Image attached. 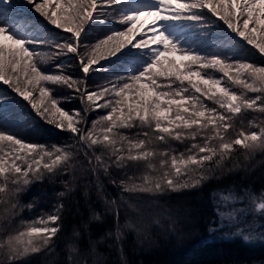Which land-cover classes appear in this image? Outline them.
I'll use <instances>...</instances> for the list:
<instances>
[{
  "label": "snow or ice",
  "instance_id": "obj_1",
  "mask_svg": "<svg viewBox=\"0 0 264 264\" xmlns=\"http://www.w3.org/2000/svg\"><path fill=\"white\" fill-rule=\"evenodd\" d=\"M27 3L49 24L70 35L57 43L55 37L45 34L27 18L17 15L13 19L9 9L16 8L14 0H0V81L23 97L49 124L55 123L57 128L74 134L86 149V155L87 150L101 146L104 152L95 155V168L107 173L108 161L118 168L127 167L129 162H144L147 169L158 173L145 174L140 184L122 180L118 185L121 191L162 194L196 188L213 178L216 169L221 168L237 148L249 154L264 150V126H260L259 131H246L242 127L234 137L229 135L237 114L248 109L264 113V66L234 57L230 63L229 58L218 54L202 55L191 47L182 46L165 27L170 22L187 21L203 29L208 24L206 9L264 54V42H257L246 34L259 29L264 37V0H152L145 6H138L133 0H106L109 6L124 7L120 20L124 30H113L89 45L85 55L80 53L79 38L86 32V26L96 20L98 0H27ZM142 16L153 19L147 28L139 31ZM238 17L243 18V29L239 27ZM137 34L139 38L134 39ZM44 47L55 48L57 53L66 50L79 57L78 67L85 74V80L88 74L98 70L102 58L126 59L113 69L118 74L110 81V87L88 91L86 87L81 89L80 79L62 71L56 74L42 69L46 56L40 49ZM176 53L181 54L178 61L169 58ZM64 66L62 62L55 68L62 70ZM208 70L222 73L232 87ZM46 85H65L78 93L82 103L90 102L89 108L94 105L104 109L106 114L94 120L91 128L82 127L86 124L88 109H77L75 113L63 109L53 88ZM233 87L240 91H234ZM35 91L39 92V101L33 95ZM249 92L258 95L251 98L246 94ZM5 100L0 98V193L8 192L6 186L11 183L13 188L8 194L15 197L44 174L66 169L73 153L69 150L71 146L49 149L5 130L3 125L16 119L15 114L4 112ZM205 100L215 106H209ZM56 114L61 117L59 122L54 119ZM130 129L139 131L134 136L122 131ZM197 138L202 143H196ZM172 140L193 143L179 154H174L170 146L161 150L152 146L155 142L169 144ZM155 157H159L158 169L152 163ZM234 199L236 196L232 193L219 195L222 201ZM256 207L264 213V202ZM219 215L224 217L223 212ZM59 220V215L48 214L46 218L25 222L23 231L9 235L0 244L8 264H18L23 258L50 248L60 231ZM236 235L245 242L253 239L243 230Z\"/></svg>",
  "mask_w": 264,
  "mask_h": 264
},
{
  "label": "trees",
  "instance_id": "obj_2",
  "mask_svg": "<svg viewBox=\"0 0 264 264\" xmlns=\"http://www.w3.org/2000/svg\"><path fill=\"white\" fill-rule=\"evenodd\" d=\"M133 2L138 6H145L152 0ZM14 3L16 8L9 9V15L13 19L20 15L31 23L39 25L40 22L39 27L53 37L60 33L47 28L44 20L41 21L35 11L33 14L40 18L38 22L33 21V16L26 13V9L19 5L18 0H14ZM107 6L109 9L105 12ZM98 8L102 10L101 17L106 20L100 23L91 22L88 25L89 32L79 38L81 55H85L89 45L102 39L100 36L106 31L104 26L107 23H112L116 30H123V26H120L121 14L125 10L122 5L109 6L106 0H98ZM204 11L208 24L203 29L193 27L191 22L187 21L170 22L165 27L180 40L182 46L191 47L203 55L218 54L222 58H229L230 63L234 57L242 62L264 66V56L258 49L233 33L219 18L212 16L206 9ZM113 18L119 21H107ZM242 20V17L237 18L241 29ZM251 26L252 24L249 29L253 27ZM246 34L257 42H264L259 29L256 33ZM62 35L67 37L70 34ZM57 40L62 43L61 36H58ZM52 49L54 48L47 51L49 57L46 59L51 73L60 74L62 71L80 79L81 89L86 87L88 91L102 90L112 81L111 78L106 79L107 75L116 76L118 73L113 69L120 67L126 59L122 57L121 61H116L115 58H102L98 70L88 74L85 80V74L79 69L77 62L66 58V50L58 53V58L53 60L50 57V53L55 54L51 52ZM62 62L65 64L64 68L57 70L55 65ZM44 64L47 67L46 63ZM46 86L53 88L55 97L61 101L59 106L63 109L71 113H75L77 109H88L87 121L82 127L91 128L94 120L106 114L104 109L95 108L94 105L95 110L89 108L90 102L82 103L78 93L65 85ZM233 88L237 92L240 91L237 87ZM7 94L9 92L0 85V98H6L3 103L4 112L16 116L14 122L3 125L5 130L15 132L27 142L41 144L49 149L53 146H71L69 150L73 153L66 169L60 168L54 174H44L15 197L8 194L13 188L11 183L6 186L8 192L0 193V244H3L9 235L23 231L27 221H34L39 217L46 218L48 214L60 216L57 222L60 231L52 241L51 247L23 258L18 264H264V240L250 243L238 236L224 238L223 227H215L219 224L220 194L248 192L251 196L260 195L259 198L264 200V163L256 166L254 171L244 170L263 161L264 150L249 154L244 149L237 148L231 157L223 162V166L216 169L213 178L196 188L162 194L123 192L118 187L120 181L140 184L145 174L155 176L158 173L147 169L144 162H129L127 167L118 168L108 161L110 166L107 173L102 168H95V155L104 152L101 146L87 150L86 155V149L78 143L74 134L57 128L55 123L49 124L35 111L30 110L25 100H16L14 96ZM36 94L35 91L33 95ZM246 94L251 98L258 95L250 92ZM45 102L47 103V100ZM204 102L215 106L211 101ZM251 110H244L234 116L233 128L229 129V132L250 120V113L254 112ZM259 116L264 118V115ZM122 131L126 135L134 136L139 129ZM229 135L231 136V133ZM195 142L202 143L200 138ZM191 143V140H172L169 144L155 142L152 146L158 150L170 146L174 154H179L185 152ZM89 160L92 163H89ZM105 160H108L107 156ZM152 163L158 169L159 157L153 158ZM129 177L132 180H129ZM113 180L116 184L112 183ZM13 204L17 206L14 208ZM154 211L158 212L159 216L164 211L172 215V211L173 215L181 220L171 221L169 226L158 215L150 217ZM167 214L163 213L164 216ZM184 215L186 216L183 218ZM133 220L138 223L135 225ZM0 264H8L3 249H0Z\"/></svg>",
  "mask_w": 264,
  "mask_h": 264
},
{
  "label": "rangeland",
  "instance_id": "obj_3",
  "mask_svg": "<svg viewBox=\"0 0 264 264\" xmlns=\"http://www.w3.org/2000/svg\"><path fill=\"white\" fill-rule=\"evenodd\" d=\"M18 1H19V5L22 6L23 9L24 8L26 9V13H29L30 15L33 16V21L36 20L38 22V21H40L39 19L41 18V21L44 20V22L46 23L45 26L47 28H52L54 30H57V33L60 32V33H58V35L54 36L56 38V42L57 43H59V41L57 40L58 36H61V38H63L65 36H63L62 34H64V35L68 34L69 35V33L64 32L63 29H56L55 26L49 24L40 15H38L40 18L35 16L33 14V11H35L34 10V6L33 5H29L27 3V0H18ZM40 2H42V0H40ZM107 9H109L108 6L104 9L105 12H107ZM95 14H97V15H95ZM100 14H102V10H100V9L96 13H94V15L96 16V20H94L93 22L100 23V22H102V20H106L104 17L102 18ZM105 15H107V14H105ZM120 16H118V18H120ZM152 19H153L152 17H143L142 16L141 17V21L143 22L142 25L138 22L139 31H143L145 28H147ZM107 21L108 22H112V21H119V20H116L115 18H113L112 20L109 19ZM38 24L41 25L40 22H38ZM120 26H122V25H120ZM104 27L106 28V31L101 34L100 37H102V38H104L106 35H110L113 30H116L115 29L116 27L112 23H110V24L107 23ZM89 30L90 29L88 28V25H87L86 26V32H89ZM45 34L51 35L50 33H47V32H45ZM138 38H139V34H137V36L134 37V39H138ZM49 49L50 48H48V47H44V48L40 49L42 54H44L46 56V59L49 57L48 56V52H47ZM51 52L55 53L53 55H52V53H50V57L53 60H54V58H58V53H57V50L55 48L52 49ZM67 54L68 55L66 56V58L68 60L69 59L75 60L77 62V64H78L79 57H76L74 54H71V53H67ZM106 55H107V53L105 52V56ZM180 55H181L180 53H176V54L170 56L169 58H174V59H176L178 61ZM263 56H264V54H263ZM46 59H45L44 63H46V65L48 67ZM44 63L41 64V68L46 70L48 73H51V69L49 67L47 68ZM208 71L211 74L215 75L217 78H221L227 86L231 87V85L226 83L227 78L223 77V75H221L218 71H216V72H213V70H208ZM20 75L23 76L22 73ZM114 77L115 76H113L112 74H108L106 79L111 78V80H113ZM0 85H2L3 88L6 89V91L9 92V94H7L8 96H14L16 98V100H20V101L23 100V97L19 96L15 92H13L12 89L8 85L3 83V81H0ZM105 86L110 87L111 86L110 82L108 84H106ZM233 90H234V88H233ZM36 93L37 94L34 95V96L36 97V100L39 101L40 100L39 92L36 91ZM107 98H110V96L107 97ZM27 105H28V108L30 110H33L31 108V106L28 104V102H27ZM33 111H35V110H33ZM251 111H253V110H251ZM250 114H251V117H250L251 119L250 120H247V122L245 124L241 125V126L239 125L234 131L229 132V133H231V136L232 135L235 136V132L239 131L242 127L246 131H252V130L259 131V127L260 126H264V121H262V120H264V118H262V116H259V115H264V113L259 112L258 110H254V112H252ZM54 119H55L56 122H59L61 117L56 114ZM249 122H251V124ZM259 122H263V123H259ZM234 136H232V137H234ZM261 163H264V160L260 161L259 163L254 164L252 166L250 165V166L246 167L244 170L246 172L252 171L254 168H256V166H260ZM254 170H256V169H254ZM232 194H234L236 196V199L230 200V201H222V200H220L219 204L221 206V210L219 211V213L223 212L224 213V217L222 218L219 215V224L217 226H215V227L216 228H219V227L222 228L223 227L224 230L222 232V237H224V238L225 237H227V238L235 237V236H237L236 235L237 231L243 230V232L245 234H251V236L253 237V239L251 241H249L250 243H257V242L263 241L264 239H261V236L264 235V213L259 211L257 209L256 205L261 203V202H264V200L259 198V197H261L260 195L256 196V195L252 194V196H251L248 192H240V193H232ZM252 197H254L255 200H253ZM170 212H171L172 215H169L170 214L169 212L164 211L163 213H168V214L166 216H164L163 213H162L161 216H159L158 212L154 211L153 213H151L150 217L158 215L162 219V221H164L166 223V225L168 224L169 226H170L171 221H175L176 222L177 220L178 221L181 220L176 215H173L172 211H170ZM144 215H145V213H144ZM185 216L186 215H184L183 218ZM229 217H231V218H229ZM133 221H134L135 225L138 223V222H136L137 220H133ZM126 226L129 227V225H126ZM238 237H240V236H238Z\"/></svg>",
  "mask_w": 264,
  "mask_h": 264
}]
</instances>
